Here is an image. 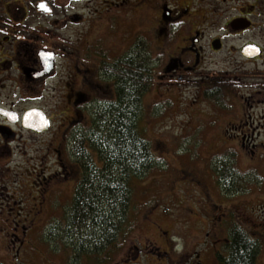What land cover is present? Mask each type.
<instances>
[{"label":"rangeland","instance_id":"374dc122","mask_svg":"<svg viewBox=\"0 0 264 264\" xmlns=\"http://www.w3.org/2000/svg\"><path fill=\"white\" fill-rule=\"evenodd\" d=\"M39 1L0 0V109L22 115L37 108L51 118L47 130L35 132L21 118L9 123L0 115V125L15 133H0V264H219L216 255L232 222L260 240L258 264H264V106L252 105L247 88L231 87L218 97L207 87L213 79L237 77L242 59L214 54L206 60L208 71L171 79L164 67L180 42L155 29L152 7L136 8L135 0H45L52 10L44 13ZM16 2L27 7L25 20L6 15L8 3V11L20 7ZM6 31L13 34L9 41ZM138 37L157 71L143 97L141 126L159 165L135 181L133 228L111 257L82 254L76 261L79 234L70 236L67 212L80 167L71 135L76 126H89V102L115 97L114 82L100 70L102 54L120 55ZM41 48L57 52L56 72L42 84L20 82L6 57L18 49L29 60ZM249 112L263 126L245 124ZM227 165L239 174L231 193L215 172Z\"/></svg>","mask_w":264,"mask_h":264},{"label":"trees","instance_id":"16d2710c","mask_svg":"<svg viewBox=\"0 0 264 264\" xmlns=\"http://www.w3.org/2000/svg\"><path fill=\"white\" fill-rule=\"evenodd\" d=\"M102 56L100 70L114 82L115 97L89 102V126H76L70 139L72 156L80 167L67 212L70 236L79 234L76 261L82 254L98 261L111 257L121 236L133 228L130 213L135 181L159 165L141 126L143 97L157 75L148 44L139 37L126 52ZM227 166L215 172H220L223 190L231 193L230 185L239 174ZM230 224L228 241L216 255L218 263L258 264L260 240L237 222Z\"/></svg>","mask_w":264,"mask_h":264},{"label":"flooded vegetation","instance_id":"af4514ba","mask_svg":"<svg viewBox=\"0 0 264 264\" xmlns=\"http://www.w3.org/2000/svg\"><path fill=\"white\" fill-rule=\"evenodd\" d=\"M16 3L20 7L11 11H8V3L6 15H21V18L25 20L27 7L21 2ZM143 6L152 7L156 11L155 29L159 30L164 39L180 42L178 50L169 55V60L164 67L168 77L182 81L193 72L202 74L210 69L206 65V60L214 54H225L228 58L239 56L243 66L233 71L237 77L217 79L218 76H216V79H213L207 87H212L218 97L220 94L224 95L231 87L247 88L248 98L253 102L252 105L264 106V0H135L136 8ZM18 25L17 22L12 23V26ZM4 30H10V26H5ZM12 32L15 34L14 30ZM12 32L10 34L6 31L4 41L11 40ZM39 50L30 58L27 57L29 60L22 58L21 51L18 49H14V57H6L5 61L15 65L21 75L20 82L27 85L42 84L56 72L55 61V68L48 76L35 79L30 75L32 71L39 72L43 69L41 58L38 55ZM55 53L57 58L58 54L56 51ZM3 54L4 47L0 43V60L3 59ZM4 65V60H2L0 67ZM219 71L222 72L224 69L220 68ZM85 85H88V81ZM79 96L87 99L86 94L81 93ZM80 97L76 96L73 99L72 113L74 116L78 110L77 102L81 101ZM2 110L10 112L7 109ZM2 110L0 109V115L7 122H17L20 118L23 121L25 113L11 115ZM11 118H16V121L10 120ZM245 118H247L245 124L262 125L258 115L249 112L243 120ZM241 129L242 126L239 130ZM0 133L11 136L15 134L4 125H0Z\"/></svg>","mask_w":264,"mask_h":264},{"label":"water","instance_id":"95a60500","mask_svg":"<svg viewBox=\"0 0 264 264\" xmlns=\"http://www.w3.org/2000/svg\"><path fill=\"white\" fill-rule=\"evenodd\" d=\"M44 5V7H41V5ZM37 9L39 11H42L44 13H49L51 11V7L48 4L47 1H39L36 5ZM55 52L51 50L41 49L38 52L39 57L42 61L43 69L39 72H30V75L33 76L35 79H41L46 76H48L55 68V61L56 56ZM2 110V109H1ZM4 112H7L6 110H2ZM11 115L17 114L16 112H7ZM10 120L16 121V118H11ZM24 127L29 128L35 132H42L44 130H47L50 127V120L42 111L41 109H30L27 110L23 116L22 121Z\"/></svg>","mask_w":264,"mask_h":264},{"label":"snow or ice","instance_id":"6c2138e0","mask_svg":"<svg viewBox=\"0 0 264 264\" xmlns=\"http://www.w3.org/2000/svg\"><path fill=\"white\" fill-rule=\"evenodd\" d=\"M41 7H44V5L42 4Z\"/></svg>","mask_w":264,"mask_h":264}]
</instances>
